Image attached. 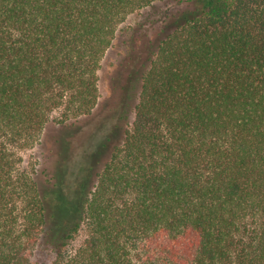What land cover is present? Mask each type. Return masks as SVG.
I'll use <instances>...</instances> for the list:
<instances>
[{
	"label": "trees",
	"instance_id": "obj_1",
	"mask_svg": "<svg viewBox=\"0 0 264 264\" xmlns=\"http://www.w3.org/2000/svg\"><path fill=\"white\" fill-rule=\"evenodd\" d=\"M0 264H264V0H0Z\"/></svg>",
	"mask_w": 264,
	"mask_h": 264
},
{
	"label": "rangeland",
	"instance_id": "obj_2",
	"mask_svg": "<svg viewBox=\"0 0 264 264\" xmlns=\"http://www.w3.org/2000/svg\"><path fill=\"white\" fill-rule=\"evenodd\" d=\"M165 8L166 7L163 6V5L159 6V10L162 11V12H164L166 10ZM148 12H149V10H145V11H141V12L136 13L135 15H133L132 17L129 18L127 26L131 27V28H133V27L138 28V27H140V25H144V26H142V29H141V31H143V32H147L148 30L149 31H153L154 28L156 30H158L159 26H161V23H158V22L157 23L156 22L153 23V19H152V21H149V19H148V22H146L147 18H148L147 17ZM153 18L155 19V21L157 20V17L156 18L153 17ZM154 32H155V34L157 33V31H154ZM122 41H123V36L119 37V40L116 41V47L108 54V57L105 60L106 61L105 62L106 63V68L108 67L107 71L113 70V65H111V64L113 62H115L116 56H118V54H120V52L123 49ZM131 84H132V87L135 86L134 82L131 83ZM128 85H130V83H128ZM134 88L137 91V87L135 86ZM135 89L133 90V92L130 93L132 95V98H133L134 92L136 93ZM102 90H103V93H105V89L103 88Z\"/></svg>",
	"mask_w": 264,
	"mask_h": 264
}]
</instances>
